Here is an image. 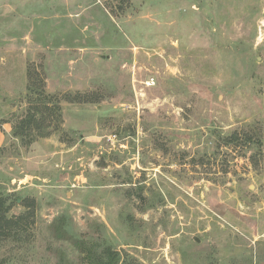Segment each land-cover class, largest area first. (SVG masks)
<instances>
[{"label": "rangeland", "instance_id": "rangeland-1", "mask_svg": "<svg viewBox=\"0 0 264 264\" xmlns=\"http://www.w3.org/2000/svg\"><path fill=\"white\" fill-rule=\"evenodd\" d=\"M234 131L264 142V0H0V264H264Z\"/></svg>", "mask_w": 264, "mask_h": 264}, {"label": "trees", "instance_id": "trees-1", "mask_svg": "<svg viewBox=\"0 0 264 264\" xmlns=\"http://www.w3.org/2000/svg\"><path fill=\"white\" fill-rule=\"evenodd\" d=\"M39 107H37L38 109ZM48 109V108H47ZM51 111V116L57 115L61 116L60 108L55 105L54 107L48 109ZM38 112V111H37ZM43 119H46L44 117ZM37 114H33L32 118L29 120V124L32 122H38ZM44 121V120H43ZM50 131L42 133L41 135L47 136ZM224 139V145L239 147L240 145H245L246 148L251 152L250 159L252 163L258 162V154L263 150V138L259 135H252L246 132L234 131ZM10 207H5L4 202L0 198V237L3 239L8 237H17L22 231V217L9 218L8 211ZM72 234V233H70ZM77 246L85 254L90 264H118L119 257H115L113 253H110L108 248H98V244L89 246L86 241L77 240Z\"/></svg>", "mask_w": 264, "mask_h": 264}, {"label": "water", "instance_id": "water-1", "mask_svg": "<svg viewBox=\"0 0 264 264\" xmlns=\"http://www.w3.org/2000/svg\"><path fill=\"white\" fill-rule=\"evenodd\" d=\"M197 241H199V240L197 239Z\"/></svg>", "mask_w": 264, "mask_h": 264}]
</instances>
